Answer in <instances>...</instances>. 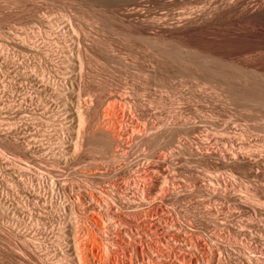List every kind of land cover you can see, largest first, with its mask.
<instances>
[{
    "label": "bare ground",
    "instance_id": "bare-ground-1",
    "mask_svg": "<svg viewBox=\"0 0 264 264\" xmlns=\"http://www.w3.org/2000/svg\"><path fill=\"white\" fill-rule=\"evenodd\" d=\"M118 1H120V0H118ZM118 1H117V4H119ZM121 1L120 2L122 4H124L125 7H126V5H128V6L130 5V8L129 7L128 8L129 9L132 8L131 11L128 10L129 12H128L126 17H128L130 13H131V15L135 13L136 17L138 15L140 16L139 17L140 21H141V18H143L142 21H144V19L147 18V17L145 16L146 13L144 15L142 14V13H144L145 10L142 12L141 11L142 9L139 10L140 9L139 7H141L142 4L144 5L145 2H148V3L149 2L152 3V1L153 2H155V1L157 2V0H121ZM164 1H167L165 3H171V4H174L175 6L177 5V13H176L177 15L175 14L176 16L172 15L173 17H170V16L167 17L168 15H166V16L164 15V16L160 17L159 16L160 14H159L158 15L159 18L156 19V17H154L153 19H156V20H152L151 21L152 23L157 21L154 24H149V22H148V24H145V22L143 23L142 21H141V23H137L136 21H134V18L132 19V21H134V22H131V17H129L130 18L129 23H130L131 27L128 28V29H131V31L133 32V35L135 34L134 36L138 37L137 39H139V40L141 39L140 40L141 43L137 44V42H138L137 41V42H134V44L135 43L137 45L141 44V48H142L145 56L148 58L147 59L148 62L147 61L146 62L150 63L149 66L151 65V67H149V68H151V69H149L148 67L143 68V67H145L143 65H142V67H134L133 63H132L133 65H130L131 64L130 62H135L137 60H135V58H134L133 60H135V61H132V58H131L132 56L129 55L130 53L128 51L126 52V54L128 53L127 55H129L131 57H130V59L125 60V62L123 61L125 56H123V59H121V57H118V55L120 56V54L114 53V54L117 55V58H116V55L115 56L112 55L111 57L109 56V60H108L109 62L106 61L107 63H105V62L104 63L105 64H109L110 61L111 62L115 61V62H119L121 64V61H122L124 64L122 63L121 65H124L126 68H128V67H131V69L132 68H137V70L136 71L134 70V72L132 74H134L135 72L137 73V71H138L136 77L138 76V78H139V77L142 76L139 79L143 80V78H144V80H145V81L143 80L144 83L145 82L149 83L150 81H152L153 83L151 84V82H150V85H152V86L154 85L155 88L153 87L151 89H153L155 91H157L156 89H160V91L159 90L158 91H159V93H161V95L162 94L163 95L161 96L159 94L161 97L158 95V99L156 100V102L153 101V99L155 97H154V95H152V99L151 100L153 101V103H155L156 107L153 106L154 108L157 109V105L156 104H158V107H160V106L162 107L163 106V109L162 108H160V109L158 108V109L160 111H161V109L164 110V112H166V116L162 117V114H161L162 118H160L159 114H158L159 117H158L157 114H155L154 117H156V115H157V118L158 119L160 118L159 122L157 121L158 119L157 120L156 119H152L151 120V118L148 117L150 119L149 124L147 123L148 124L147 125L146 123H144L145 125H143V127H142L143 123L142 124L140 123V121H142V120H140V118H138L140 116L137 117L136 113L133 111V108H135V106H134V104L132 102L130 103L129 99L127 100V98L124 96L125 93L118 94V95L114 93V95L110 96L111 98L108 101L105 100L106 101V105L104 103V105H105L104 107L105 108H104V112H103V114L105 113L103 115L104 119L102 120L100 118L101 122H99V120H96V121L99 122V126L97 128L96 125H95L94 128H97L98 132L95 130L96 133L95 134L92 133L93 137H91V139H90V136H89V139L91 140V143H92V146L90 147V151L93 152L94 154L96 153L95 155L99 154L100 160L101 159L104 160V161L107 160V162H105V163L110 162V160H112V159L113 160L114 159L115 160L119 159V157H118L119 154L118 155H116V154H117L118 148L121 145H124V143L122 144V141L125 140V139H123L124 138L123 136L125 135V137H126L127 136L126 134L127 133L129 134L130 129H134L133 131L136 130L138 132V133L137 132L136 133L140 137L138 143L141 142V141H143L144 143L149 141L150 143L154 142V144H161L162 145V146H160V145L156 146V149H154V150H156V154L155 155H156V157L159 160H164L165 161L166 158H168V155H166L164 151H168V154L170 155V157L171 156L174 157L176 155L177 157L185 156V158H186V156H188V157H190L189 159H191V157L192 158H194V157H196V158L198 157L199 158L200 156L207 155L205 157H208V155H210V158L214 157V159L216 158V160H217V157H218V159H220L219 157H221V158H223V160H226L227 162L230 161L232 163H233V161L234 162L237 161V160L239 161L240 159H246L247 157H249V159H251L250 157L252 155L256 154V153H257L258 157H259V154L261 156L264 155V133L263 134L262 133H258L259 131H262V129L264 128V0H164ZM160 2H162V1H160ZM171 4H170V7H171ZM174 5H173V7H174ZM117 6H119V5H117ZM145 6H146V4H145ZM125 7H121V8H125ZM115 13L117 14L118 12L116 11ZM119 13H121V11ZM116 14H115V16H117ZM141 16H144V17H141ZM129 18H127V20H129ZM137 18H136V20H137ZM120 19H121V17H120ZM122 20L125 21V22L127 21V20H125V17L122 18ZM147 21H148V19H147ZM149 21H150V18H149ZM110 24H112V23H110ZM80 29H82V28H80ZM83 29H85V28H83ZM102 29L104 30V27ZM102 29L100 30V33H101ZM105 30H107V29H105ZM151 30H153L154 32H152ZM89 32H91V31H89ZM117 32H119V31H117ZM132 32H131V34H132ZM114 33H116V31H114ZM121 33H122V31H121ZM121 33L119 32L118 34L120 35ZM72 34L75 35L76 34L75 31ZM115 35H117V33ZM76 36H77V34H76ZM120 36H122V35H120ZM126 36H124V37H126ZM127 37H129V36H127ZM70 38H71V40L72 39L74 40V38H72V37H70ZM118 38H119V36H118ZM126 38H124V39H126ZM73 40L71 41V44H69L70 47H68V50H67L68 55H66L64 63L61 62V63H63V66H65V69H66V72H64L65 70L63 71L64 74H66L67 77L71 76V78H72V74H76V75L78 73L82 74V72L84 71L83 70V68L85 67L84 66V64H85V58H84L85 54H84V52L87 51V50L84 51L85 48L84 49L80 48V45H79L80 42H78V43L76 42L79 45V47H78L76 45V43H75V40L74 41ZM113 40H114V38H113ZM117 40H121V39H117ZM70 41H69V43H70ZM103 42H106L105 44H107L109 41L108 42L107 41H103ZM109 43L112 44L111 42H109ZM110 44H109V46H110ZM134 44H132V45H134ZM60 45H62V44H60ZM31 46H32V44H31ZM33 46H32V48H33ZM63 46H65V45H63ZM67 46H68V43H67ZM101 46H102V44H101ZM111 46L115 47L113 44ZM111 46L109 47V49H107L105 46L103 47L104 49L102 48V50L104 51L105 55H106V52L108 50L110 51V48L111 49L113 48ZM26 48H28V47H26ZM32 48H28L29 51L33 52ZM97 48H98V46H97ZM129 49L133 50V48H129ZM135 49H136L135 51H139L140 50V49L137 50V48H135ZM124 50H126V48ZM35 51H36V49H35ZM99 51H101V50L99 49ZM129 51L132 52L131 50H129ZM25 52H26V50H25ZM140 52H142V51H140ZM27 53L29 55L31 54V52L29 53L28 50H27ZM92 53H90V54H92ZM111 53L109 52L110 55H111ZM134 53H136V52H134ZM134 53H133V55H134ZM144 54L142 53V55H144ZM94 55L92 54V56H94ZM101 55H100V57H101ZM107 55H108V53H107ZM136 55H137V53L135 54V56ZM58 56H59V54H58ZM92 56H90V58ZM96 56L97 55H95V58H97ZM140 56H139V58H140ZM145 56H143V57L141 56V57L144 58ZM53 57H55V55ZM100 57H99V59H100ZM102 57H105V56L102 55ZM102 57H101L102 61L108 59V57L106 59H104ZM56 58H55V60H56ZM90 58H88V59H90ZM97 59H95V63H96V61H97V63H100V61L97 60ZM128 60H130L129 64L126 65V63H128ZM143 61H145V58H144ZM115 62H113V63H115ZM104 63L102 65H105ZM136 63H137V66H139L140 62L137 61ZM90 64H91V62H90ZM115 64H117V63H115ZM115 64H113V65H115ZM142 64H143V62H142ZM102 65H101V67H103ZM144 65H148V64L144 63ZM105 66H104V69H105ZM109 66L113 67V69H115V70H116L115 67H117V69H120L122 67V66H116V65L114 67V66H112V64L109 65ZM109 66H108V68H109ZM118 67H120V68H118ZM123 67H122V69H123ZM25 68H24L23 72L29 74L28 71L30 69L25 71ZM35 68H36V64H35ZM92 68H94V67H92ZM96 69L94 68V70H96ZM110 69H112V68H110ZM131 69H125V70L126 71L130 70V72H131V71H133V69L132 70ZM24 73H22V74L24 75ZM83 73H85V72H83ZM45 74L43 76H40V77H42V78L45 77L46 76ZM85 74H82V76L80 75V77H83V75H85ZM90 74H92V73H90ZM30 75L31 74H29V77H30ZM31 76L33 77V75H31ZM90 76H92V75H90ZM90 76H89V78H90ZM133 76L135 77V75H133ZM31 78H30V81H28V82H32ZM42 78H41V80H43ZM66 79H68V78H66ZM80 79L82 80V78H80ZM84 79H86V78H84ZM117 79H118V77H117ZM74 80H76V79H74ZM95 80H96V78H95ZM110 80H109V82H110ZM44 81H46V80H43V83H42V81H38L37 80V82H40V84L42 83V85L44 83L47 84V85L51 84V83H48L49 82L48 79L46 81L47 83L44 82ZM71 81L72 80H70V82ZM33 82H34V80H33ZM35 82H36V80H35ZM58 82H60V81L58 80ZM72 82L74 84V81H72ZM89 82L91 83V81H89ZM54 83L55 82H53L52 84H54ZM111 83H113V82H111ZM45 84H44V86L46 87L47 85H45ZM65 84H66V82H65ZM73 84L70 85V87L72 86L71 88H69L68 85L66 84L67 86L64 88V90L63 89L61 90L62 92L60 94L62 95V98L64 99L65 106L67 108L64 107L65 109H63V110L60 109L59 111H61V112H60L59 115L61 117H63V118L64 117L68 118V116H69V119L74 124V125L71 124L73 126H71L70 130H73L74 134H75V132L77 134H75L76 137L71 138V139L75 138L74 141L73 140L72 141L69 140V142H67V141H65L63 139H60L58 141V144L61 145L60 147L64 146L65 148L63 147L61 151H59V150L58 151H54L53 155H54L55 158L52 159V160H54V162H53V164H51V166L49 165L50 169L49 168L48 169L50 171L49 172L47 171L48 172V173H46L47 176L45 175L46 179H48V180H46V182H48L47 183L48 184V188L49 189L52 188L51 190H54L55 189L54 187H56L57 185H65L66 181H64L63 178H61L62 179L61 180V179H58L57 177H55V176L58 175V174L56 175L55 172L58 173L60 171L59 170L60 169L59 168V164L60 163L68 162V159L70 158V156H72L75 153L78 155L79 151H77V150L80 149L81 146L83 147V144L85 143L84 142V138L79 140V137H81L83 135V137L86 138V134H88V130H89L87 128V126L85 128V122L88 121L87 118L89 117V116L85 115L86 114L85 112L90 111V110H87V111L85 110V112H84L83 109L87 108V106L84 105L85 106V108H84V106L81 105V103L78 104L79 102L78 103L76 102V100H78L77 96H76V94H78V92L76 93L75 86ZM79 84H81V83H79ZM147 85H149V84H147ZM147 85L144 84V86H147ZM150 85H149V88L147 86L148 89H145L146 91H144V93L145 92L148 93L147 90L150 89ZM34 87H37L36 84H35ZM59 87H61V86H59ZM78 87H80V85ZM81 87H83V86H81ZM127 87H128V85H127ZM39 88H40V86H39ZM50 88H51V86H50ZM54 88L56 90V87H54ZM101 88H103V87H101ZM42 89H43V87H42ZM26 90H27V88H26ZM79 90H80V88H79ZM27 92H30V91H27ZM163 92L167 95V97H166V95ZM91 93H93V92H91ZM130 93H131V91H130ZM135 93H137V92H135ZM147 93H145V94H147ZM155 94H156V92H155ZM28 95H29V93H28ZM57 95H59V93ZM88 96H90V95H88ZM21 97H23V96H21ZM30 97H32V95ZM73 97L76 98V100ZM163 97H166L165 100H164ZM62 98H60V99H62ZM80 98H82L81 94H80ZM156 98H157V96H156ZM149 99H148V101H149ZM28 100L30 101V99H28ZM90 100H91V97H90ZM97 102H98V100H97ZM217 102H220L219 106H220V104L223 105V107H224L223 109L226 110V111L224 110L225 113H226L225 115H223L224 111L222 112L221 110H219L222 113L218 112V111L216 112V108H218L219 106L218 107H214V105L218 104ZM35 103H37V102H35ZM25 104H28V103H25ZM85 104H87V100H86ZM159 104H161V105L159 106ZM136 105H137V103H136ZM31 106L33 107V105H31ZM82 107H83V109H82ZM88 108H89V106H88ZM100 109H101V107H100ZM219 109H221V108L219 107ZM22 110H20V111H22ZM159 110H156V112L159 111ZM227 110H229L230 113ZM22 113H23L22 114V116H23L22 118H25L27 122L29 120H31V118L33 119V117H36V115L35 116L32 115L33 117L30 116L31 115V114L29 115L30 112L27 114V112L24 113V111H23ZM39 113H37V114L39 115ZM96 113H98V112H96ZM153 115H154V113H153ZM106 117H109L110 123L105 121ZM248 117H253L254 120L259 122L261 124V125L260 124L259 125H260V127L262 126V129H260V130L258 129V132H256L253 129V126L251 124H256V127H257V123H255L253 121L251 124H250V122L248 124V121H249ZM253 118H251V119H253ZM47 119H49V118H47ZM149 119H147V120H149ZM35 120H33V121H35ZM146 121H144V122H146ZM93 122H94V120H93ZM31 123L34 124V122H31ZM76 123L79 124L78 129L76 128L77 126H75ZM78 124H76V125H78ZM86 125H87V123H86ZM42 127H41V129H42ZM61 127H62V124H61ZM63 128H64V126H63ZM10 129H11V127H10ZM26 129H27V127H26ZM90 130H91V128H90ZM7 131H9V130H7ZM81 133H83V134L80 135ZM133 133H135V132H132V134ZM25 135H27V134H25ZM77 135H78V137H77ZM133 135H135V134H133ZM19 136H21V135H19ZM34 137H36V136H34ZM133 137H132V139H133ZM251 137L255 138V140L258 141L257 145L255 144L256 146H253L254 144H251V141H249L250 143L248 142L249 139L253 140V138H251ZM76 138H78V139H76ZM32 139H34V138H32ZM32 139H31V141H32ZM132 139H131V141H133ZM140 139H141V141H140ZM24 140L25 139L23 138V141ZM35 141L37 142L38 140H35ZM36 142H33L34 144L33 143L31 144L30 142L26 141L25 145H23L24 143L21 142L23 147H22V145H20L21 148H20V146H18V147L21 150H23V153L25 154L24 156L27 157L29 155H26V152L28 153V151L30 150L33 154H35V151H36L35 149L36 148L39 149L38 147L40 145L35 148V146L37 145ZM212 142H214L216 145L215 144L211 145ZM119 143H121V145ZM118 144L120 145L119 147H118ZM141 144H143V143H141ZM154 144H151V145H154ZM33 145H35V146H33ZM48 145H50V144H48ZM51 145L53 146V144H51ZM125 145H127V144H125ZM127 147H128V145H127ZM57 149H58V147H57ZM57 149L55 147V149H52V150H57ZM59 149H61V148H59ZM164 149H166V150H164ZM15 150H17V148ZM120 150H119V152H120ZM111 151H116V154H114V152H112V154H110ZM123 151H124V149H123ZM51 152H53V151H51ZM95 155H93V156H95ZM41 157H42V155H41ZM74 157H76V156H74ZM254 157L256 158V156H254ZM263 157H260V158L263 160L264 159ZM27 158H31V157L29 156ZM257 158H256V161H258ZM9 159H11V158H9ZM47 159H48V157H47ZM90 159H89V161H90ZM25 160H27L26 162H28V159H25ZM35 160H37V159H35ZM74 160H75V162H74L75 164H76V161L77 162L79 161V163H80V161L82 162V159L81 160H79V159L76 160V158H75ZM74 160H72V161H74ZM142 160L143 159H141V162L145 161V160L144 161H142ZM149 160H150V158H149ZM149 160L147 159V162H149ZM97 161H96V163H97ZM139 161H140V158H139ZM32 162H34V161H32ZM161 162H163V161H161ZM166 162H168V161H166ZM179 162H181V160ZM259 162L261 163V160ZM263 162L264 161H262L261 164H264ZM171 163H173V162L171 161ZM86 164H87V162H86ZM189 164H191V162ZM249 164H250V162H249ZM45 165H47V163ZM77 165H78V163H77ZM108 165H107V167H108ZM168 165H169V163H168ZM183 165H185V164H183ZM234 165L237 166V163L235 162ZM257 165H259V164H257ZM23 166H22V169L27 171V169H29L28 166H30V164H27V166H25L24 168H23ZM67 166H69V165H67ZM91 166H92V163H91ZM129 166H130V164H129ZM170 166L172 167V164ZM83 167H85V166L83 165ZM110 167H112V166L110 165ZM116 167L114 166V170H115ZM173 167H174V165H173ZM94 168H96V167H94ZM143 168L145 169V167H143ZM258 168L256 167V169H258ZM261 168H263L262 165H261ZM178 169H176V171H178ZM244 169L245 168L243 167V171H244ZM247 169L250 170L249 168H247ZM252 170H254V168ZM259 170H260V168H259ZM263 170H264V168H263ZM150 171H152L151 168L147 167L144 170V172L143 171L140 172V174H142V176L144 177L143 179L146 178L148 180L145 179L144 180V185H142L141 187L138 186L136 188L137 190L134 191L132 189V191H133L132 194L128 192L127 189H129V188L125 189V191H127V192H126V195L123 194V196H126V200L124 199V201H119L118 202V201H116L114 199L111 200L110 199L111 197L108 198V193H107L108 190L107 189H106L107 191H104L105 192L104 195L106 197L105 198V197H102V195H103L102 194L103 193L102 190L98 191L100 193H96V190H97L96 187H95L96 190L94 192H92L93 188H92L91 192L90 191L88 192L87 190H86L87 191L86 192L84 190L85 188L82 187V185L81 186H77L78 187V191H77L78 192L77 193L78 196L76 195L75 199L72 200V201H74L75 204L79 205V206L77 205L79 209L81 207L83 208V210L81 212H83V216H85V217H82V218L83 219L85 218V219L83 220L82 224H78L76 226H74L75 224L74 225L72 224L73 222L71 223V221L69 222L66 219L64 220V218H63V222L61 221L62 222V224H61L62 226H61L60 229L58 228L60 230V231L58 230L60 232V235L58 237V240H56V241L58 242L59 248L61 250H63V252L60 250L61 253L62 254L64 253V254H63V257L60 256L61 257V261H60L59 264H143L142 262L145 260V258H148V260H146V261L149 262L148 264H202V261H203V264H204V261L207 260V259H208V262L205 263V264H221V263L224 264V263H228L229 262L227 260V258L224 257V255H221L222 249L224 248V250H227L226 248L229 247V246L226 247L225 244H227V243L224 244L226 248L225 247L222 248V246H220V243L222 241L221 239H224L225 237L223 238V236H222V238H221L220 237L221 235H218V234L217 235H212V234L211 235L210 234L209 235L208 234L205 235V234H203V236L205 235L204 237H202V236L198 237L197 235H194V234L197 233L195 229L194 230H195L196 233H193L192 231H190L192 233V235H191V233L187 231V230H189L188 227L191 225L190 224L191 222L189 223L188 222L189 220L186 221L184 219L186 222H188L189 226L188 227L186 226L187 230H186V228H184V229L182 228V230H181V228L179 229L177 227V225H178L177 223L179 221H177L176 218H174L175 217L174 215L173 216L171 215L174 219H172L170 217V221L172 219L174 222L177 221V223H174V222L171 223L172 221L171 222L169 221L170 223H168L167 224L168 226L165 227V225L163 223L164 222L166 223L167 220L165 221V218H164V221L162 223V221L159 220V218H158V213L162 212L163 206L161 207V205L158 203V206L160 205V208H162V209H160L158 206H156L153 203L154 196H152L151 193H149L151 191L148 192L147 191V187H145L146 185H148V183L149 184H153L155 182V181L151 180L152 177H150L151 176ZM228 171H229V169H228ZM203 172H206V171H203ZM176 173L174 172V174H175L174 177H170L169 176L170 178H173V180L171 179L172 180L171 183L169 182V180L167 181V179L169 177L168 178L167 177L164 178V176H163V178H164L163 180H165V182H164L165 185L168 182L170 186H165L163 184V186L161 187L162 191L159 190L160 194H162L161 192H166V191H167L166 193H169L170 195L174 194L173 197L175 196V194L176 195L179 194V191L181 190V188L183 186L180 188V190H179V187L183 183L180 184L177 180H175L176 177L177 178L179 177V176L176 175ZM208 173H209V171H208ZM38 174L39 173H37V176H36L37 178H41L42 176H44V175L40 176V174L39 175ZM42 174H44V173H42ZM136 174H137V172H136ZM171 174H172V172H171ZM208 175L212 177L215 174L211 175V173H209ZM33 176H35V175H32V177ZM44 177H42V179H44ZM195 177H196V174H195ZM195 177H193V175H192V178H194L193 179V182H194L193 185H195V187L199 186V188L197 187L198 190L201 187L204 186V188H206L207 190H210V192L211 191L213 192V191H215L217 189L216 186L214 185L215 182H216L218 184H220V183L222 184L223 183L224 187L221 188L222 190L220 191L222 193L226 192L227 188H230V187H228V185H230L235 180V176H234L233 173H230L227 176L225 174L219 173V174L215 175L214 179H212V178L209 179L208 178L207 181H203V179H198L199 177L198 178H195ZM237 177L239 178V176H237ZM132 178H133V176H132ZM203 178H204V176H203ZM141 179H142V177H141ZM28 180H29V177H28ZM28 180H27V183L29 182ZM39 180H41V179H39ZM39 180H37V181L39 182ZM178 180H180V179L178 178ZM214 180H215V182H214ZM239 180H240V178H239ZM31 181H33V180H31ZM145 181L147 182V184H145ZM183 181H184V179H183ZM126 182H127V180H126ZM22 183H24V182H22ZM142 183H143V181H142ZM123 185L124 184L122 183L121 180H117L116 179V184L114 183L113 186L114 187L116 186L117 190H119V193H121L123 188L126 186V185L125 186H123ZM240 185H242V184H240ZM92 187H94V186H92ZM221 187H222V185H221ZM31 188H32L33 193H36V189L33 188V187H31ZM14 189H17V188H14ZM37 189H38V187H37ZM159 189H160V187H159ZM206 189H204V190H206ZM149 190H151V189H149ZM198 190H197V193L199 191L201 192V189L199 191ZM204 190H202V192ZM62 191H64V190H62ZM132 191L130 189V192H132ZM237 191H239V190H237ZM245 191L246 190L240 188V192L237 194L238 195V197H237L238 200H240L241 203L242 202L244 203L245 201L246 202H248V201L250 202L251 201L254 204V198L255 197L253 198L252 195H251L252 197L249 196V194L247 195L245 193ZM0 192H2V191H0ZM123 192H124V190H123ZM134 192H136V193H134ZM191 192H193V190H191ZM38 193H40V192H38ZM38 193H37V196H38V198H40ZM138 193H140V196H139ZM3 194H5V193H3ZM215 194L216 193L214 192V195ZM224 194H226V193H224ZM11 195H13V194H11ZM120 195H122V193ZM156 195H158V194H156ZM182 196H184V195H182ZM193 196H194V194H193ZM193 196L191 198H193ZM198 196H199V194H198ZM31 198H33V197H31ZM34 198H36V197H34ZM123 198H125V197H123ZM179 199H181V198H179ZM17 200H19V199H17ZM121 200H122V198H121ZM35 201H36V199H35ZM175 201H174V203H176ZM257 201L258 200L255 201L256 204H257ZM258 204H261V202L259 201ZM170 205H171V203H170ZM244 205H243V207H244ZM7 206H9V205H7ZM20 206H22V205H20ZM262 206L264 207V204ZM18 207H19V205H18ZM261 207H259V208H261ZM23 208H25V207L23 206ZM139 208H141V209H139ZM207 209H206L207 210L206 213H210V214H213V215L214 214L219 215L220 211H224V210H220V209H216V208H212L211 209L208 206H207ZM230 209L231 208L228 207L226 209V211H224L223 213H225V212L227 213L228 212V216H229ZM173 210H170V211H173ZM258 210L255 209V212L257 213ZM167 211H168V217H169V212L170 211L169 210H167ZM163 212L165 213L166 211H163ZM258 212H261V211H258ZM73 213H74V210H73ZM172 213H174V212H172ZM172 213L170 212V214H172ZM182 213H184V211ZM244 213H245V211H244ZM253 213H254V211H253ZM220 214H222V213H220ZM164 215H166V214H164ZM240 216H242V215H240ZM165 217H167V216H165ZM252 217H251V220L249 219V216L247 218V219H249L248 221H249V223L251 225H247L248 223L246 224L245 220H242V223H240V224L234 225L235 222L232 223L233 221L230 220V221H232L231 223L233 224V225L231 224L232 227L231 228L228 227L226 229V227L228 225L227 226L223 225L225 227L224 229L226 231H224V230H222V231H224V234L226 233L227 236L229 238H231V240H233L232 242L236 243L237 245L240 244V245H238L240 247L239 251H242V249L245 250V251H242L240 253L245 257V259L250 264H264V222H263L264 220H257V219L254 218L255 216L253 217L254 219L252 220ZM104 219L109 221V224L107 226L102 224ZM186 219H187V217H186ZM224 221H225V219H224ZM224 221H223V223H224ZM228 221L226 220L225 222L227 223ZM240 222H241V220H240ZM228 223H230V222H228ZM220 224L221 223H219V225ZM253 225L257 229V232H256L255 235H253L254 233H252V231L250 230L251 226H253ZM222 229H223V227H222ZM247 233H249L248 235H250V239H254V240L247 241L246 240V236H245L240 241V236L246 235ZM187 234L190 236V238L192 236L194 237V238L192 237L191 240H190V241L194 240V242H192V243L188 242L187 238L189 236ZM224 234L222 233V235H224ZM199 235H200V233H199ZM186 236H188V237H186ZM227 236H226V238H227ZM226 241H227V239H226ZM158 243H160V245L162 247L159 246ZM164 243L169 245L170 248H168V246L166 244H164ZM143 244H145V246ZM228 244H230V243H228ZM211 245L213 246L212 249H211V247H212ZM232 245H233V243H232ZM232 245L230 244V246H232ZM163 246H165V247L167 246V247L166 248L164 247L165 248L164 249ZM65 249H70V250L69 251L67 250V252H66ZM210 249L211 250L215 249V251H213V252H218L220 254V256H217V257L214 256V255L212 256L213 253L210 254V251H211ZM231 249H233V248H231ZM25 250H27V248ZM25 250H24V252H22L21 250L20 251L22 253H25ZM237 251H236V253H237ZM219 254H217V255H219ZM209 255H210V257H209ZM126 256H128L129 259L125 261L124 258ZM235 256H236V254H235ZM240 261L243 262V260H241V259H240ZM51 264H53V263H51ZM240 264H242V263H240Z\"/></svg>",
    "mask_w": 264,
    "mask_h": 264
},
{
    "label": "rangeland",
    "instance_id": "rangeland-1",
    "mask_svg": "<svg viewBox=\"0 0 264 264\" xmlns=\"http://www.w3.org/2000/svg\"><path fill=\"white\" fill-rule=\"evenodd\" d=\"M117 1L118 0H113V1L112 0L111 1L110 0H100V1L99 0H91V1L90 0H0V191H2V192H0V197H1L0 198V264H40V263L41 264L42 263L43 264H45V263L46 264H49V263L50 264L51 263H53V264H59L60 261H61V257H63V254L64 253L63 254L61 253V251L63 252V250H61L59 248L58 242L56 240H58V237L60 235V232H59L60 230L59 229L62 226L61 224L63 222V218H64V220L66 219L69 222L71 221V223L73 222L72 224L73 225L75 224L74 226H76L78 224H82L83 220L85 219V218L84 219L82 218V217H85V216H83V212H81L83 210V208L81 207L82 209L81 208L79 209L78 208L79 205L78 204H75V202L72 201V200L75 199L76 195L78 196V194H77L78 193L77 192L78 191V187L77 186H81L82 185V187L85 188V189L84 188L83 189L85 191L87 190L88 192L89 191L91 192L92 191V188H93V191L92 192H94L96 190L95 189V187H96L97 188L96 193H100L98 191L102 190L103 193L102 192L101 193L103 195L105 193L104 191H107L108 190L107 191L108 198L111 197L110 198L111 200L114 199V200H116L118 202L119 201H124V199L126 200V196H123V194L126 195V192H127V191H125V189L129 188L127 190H128L129 193L132 194L133 193L132 189L135 191V190H137L136 188L138 186L141 187L142 185H144V180L146 178L143 179L144 177L142 176V174H140V172H142V171L144 172V170L147 167H150L151 168L152 171H150V173H151V176L150 177H152L151 180L152 181H155V182L153 184H149L148 183V185H146L145 187H147V191L148 192L151 191L149 193H151V195L154 196L153 203L156 206H158V203H159L161 205V207L163 206V209L160 208V205L158 206L160 209H162V212L163 211H166L165 213L163 212L166 215H164L162 212L158 213V218H159V220L162 221V223L164 221V218H165V221L167 220L166 223L165 222L163 223L165 225V227L168 226L167 224L170 223L171 221H172L171 223H173L174 221L172 219L176 218V220L179 221V222L177 223V221H175L174 223H177L178 224V225L176 224L177 227L179 229L181 228V230H182V228L183 229L186 228V226L188 227L189 226L188 222L189 223L191 222L190 223L191 225L188 227L189 230H187V228H186V230L188 232L192 231L193 233H196L197 232L194 235H197L198 237H201V236L204 237L207 234L208 235L209 234L210 235L211 234L212 235H217L218 234V235H221L220 236L221 238H222V236H223V238L224 237L226 238L227 234L226 233H225L226 235L224 234V231H226L224 229L225 228L224 226H227L228 225L226 227V229L228 227L231 228L232 227L231 226L232 223L235 222L234 225H237V224L242 223V220H245V223L246 224L248 223L247 225H251L248 220L249 219L251 220V217L253 215L255 216V217L254 216L253 217L255 219H257V220H264V207L262 206L264 204V170H263L264 164H261L262 161H264V159L262 160L260 158V157H263L264 155L261 156L259 154V157H258V155L256 153V154H254V155H252L250 157L251 159L253 158L252 160L249 159V157H247L246 159H240L239 161L237 160L238 162L235 161L237 163V166H236V165H234L235 164L234 161H233V163L230 162V161L227 162L226 160H223V158H221V157H219L220 159H218V157H217V160L218 161L216 160V158L214 159V157L213 158L212 157L210 158V155H208V157H205L207 155H204V156H200L199 158L198 157L197 158L196 157H194V158L191 157V159H189L190 157H188V156H186V158H185V156H183L184 157L183 158L182 156L181 157H177L176 155L174 157H172V156L170 157V155L168 154V151H164L165 154L168 155V158H169V159L166 158V160L164 161V160H159L156 157V155H155L156 154V150H154V149H156V146H159V145L162 146V145L161 144H154V142H151L150 143L149 141L146 142V143H144L143 141H141V139H140L141 142L138 143L140 137L138 136V134H137L138 132L136 130L133 131L134 129H130L129 134L128 133L126 134L128 137L127 136L125 137V135L123 136L124 137L123 139H125L124 140L125 142L122 141V144L124 143V145H121V143H119L121 146L118 144V147L119 146L120 147L119 148L117 147L118 148L117 154H116V151H111L110 152V154H112V152H114V154H116V155L119 154L118 155L119 159H116V160L115 159L114 160L112 159V160H110V162L105 163V162H107V160L106 161H104L102 159L100 160L99 154H97L99 156L98 157L97 155H95L96 153L94 154L93 152L90 151V147L92 146V143H91V140H90L91 137H93L92 133L93 134L96 133L95 130L97 131V128L99 126V122H101L100 120L101 119L102 120L104 119V117H103V115L105 114V113L103 114L104 108H105L104 106L106 105V101H108L111 98L110 96L111 95H114V93L117 94V95L118 94L125 93L124 96L127 98V100L129 99L130 103L132 102L134 104L135 108H133V111L136 113L137 117L140 116L138 118H140V120H142V121H140L141 124L143 123L142 124V127H143V125H145L144 123H146V124L148 123L149 124V122H150V119L149 118H151V120L152 119H156L157 120L158 119L157 118V115L158 114L160 115V118L166 116V112H164V110H162L163 109V106L162 107L160 106L161 104H159L160 107H158V104H156L157 105V109L154 108L156 106H155V103H153V101L156 102V100L158 99V95L159 94L161 95V93H159L160 89H156L157 91H155V90L151 89L153 87L155 88L154 85L153 86L150 85V82H151V84L153 83L152 81H150L149 83H147V82L144 83L143 82L144 78H143V80H140L139 79L142 76L139 77V78H138V76L136 77L138 71H137V73L135 72L134 74H132L134 72V70L135 71L137 70V68H132L133 71H131V72H130V70H127L126 71L125 69H131V67L126 68L124 65H121L123 63L122 61H121V64L119 62H115V61H112V62L110 61L109 64H105V63L109 62L108 61L109 60V56L111 57L112 55L115 56L116 54H120V56L118 55V57H121V59H123V56H125V58L123 59L124 62H125V60L130 59V57L132 56L131 57L132 58V61L137 60V61H139L141 63V64L139 63V66H137V63H136L137 61L130 62L131 63L130 65H133L134 64L133 65L134 67H142V65L145 66L143 68H146V67L149 68V67H151V65L149 66L150 63H147L148 62L147 61L148 58L145 56V54H144V52H143V50L141 48V44H139L140 46L137 45L138 43H141L140 42L141 39L140 40L137 39L138 37L137 36H134L135 34L133 35V32L131 31V29H128V28L131 27L130 26V23H129V21H130V18L129 17H131V22L136 21L137 23H141V21L143 20V18H141V21H140L139 20L140 19L139 18L140 16L138 15L137 16L138 18H137L135 16L136 15L135 13L132 14V15L130 13L129 16L126 17L127 14H128V12L131 11L132 8L129 9L130 8V5L129 6L126 5V7H125V5L121 3L122 2L121 0H120L121 2L118 1L119 4H117ZM160 1H162V2H160ZM165 2H167V1L157 0V2L156 1L155 2L152 1V3L151 2H149V3L148 2H145L144 5L142 4L143 6L141 5V7H139L140 8L139 10L142 9L141 10L142 12L145 10L144 13H142V14L144 15L146 13L145 16L147 17L142 22L143 23L145 22V24H148V22H149V24H154L157 21L156 22L153 21L154 23H152L151 21L152 20H156L157 18H159V16L160 17L161 16H164V15L165 16L168 15L167 17H169V16L170 17H173L172 15L176 16L177 15L176 14L177 13V5L175 6L174 4L165 3ZM116 4L119 5V6H117ZM145 4H146V6H145ZM170 4H171V7H170ZM173 5H174V7H173ZM121 7H125V8H121ZM116 11L118 12L117 14L115 13ZM120 11H121V13H119ZM115 14L117 16H115ZM120 17H121V19H120ZM124 17H125V20H127V18H129V20H127L128 22L127 21L126 22L123 21L124 19L122 20V18H124ZM141 17H144V16H141ZM148 17L150 18V21H149V18ZM154 17H156V19H153ZM133 18H134V21H132ZM136 18H137V20L139 22L136 20ZM147 19H148V21H147ZM109 22L112 23V24H110ZM103 27H104V30L102 29ZM80 28H82V29H80ZM83 28H85V29H83ZM101 29H102V31L100 33V30ZM105 29H107V30H105ZM74 31H75V33L77 34L78 37L76 36V34L75 35L72 34V33H74ZM89 31H91V32H89ZM114 31H116V33L119 36V38H118L117 35H115L116 33H114ZM117 31H119L120 33L122 31V33L120 34L122 36H120L118 34L119 32H117ZM151 31L154 32L153 30H151ZM131 32H132V34H131ZM125 34L127 36H129V37H127ZM124 36H126L127 38L124 37ZM70 37L74 38L75 43L76 42L77 43L80 42L79 45H80V48L81 49H84L85 48L84 51H86V50L88 51L89 50L88 52L87 51L84 52V54H85V56H84V58H85V64H84V66L85 67L83 68V70H84L83 72H85L86 74L82 72V74H85V75H83V77H80V75L82 76L81 73L80 74L78 73L79 75L77 74L80 78H82V80L76 74H72V78L73 79L71 78V76L67 77V75L64 74V72H66V69H65V66H63V63L65 61L66 55H68L67 50H68V47H70L69 44H71V41L73 40V39L71 40ZM113 38H114V40H113ZM124 38H126V39H124ZM117 39H121V40H117ZM69 41H70V43H69ZM103 41H107V42L109 41L115 47L111 46L112 44H110L109 42L107 43L108 44L107 45V44H105L106 42H103ZM134 42H137V44L135 43L137 46L134 44ZM67 43H68V46H67ZM77 43H76V45L79 47V45ZM31 44H32V46L35 44L33 46L34 49L32 48ZM60 44H62V45H60ZM101 44H102V46H101ZM109 44L113 48L112 49L110 48V51L109 50L107 52L105 51L106 52V55L108 53V55L106 56L104 54V51L102 50V48L105 46L107 49H109V47H110ZM132 44H134L136 47L134 45H132ZM63 45H65V46H63ZM97 46H98V48H97ZM133 46L135 48H137V50L138 49H140V50L139 51H135L136 49ZM26 47L32 48L33 52L32 51H29V49L26 48ZM125 48H126V50H124ZM129 48H133V50L132 49H129ZM35 49H36V51H35ZM99 49L101 51H99ZM128 49L131 50L133 53L136 52L137 55L135 56L136 53H134V55H133V53L130 52ZM25 50H26V52H25ZM27 50H28L29 53L31 52V54H30L31 56L27 53ZM127 51L130 53L129 55H131V56L127 55L128 53L126 54ZM140 51H142V52H140ZM109 52L110 53L112 52L111 55L109 54ZM88 53L89 54L92 53L93 55L94 54L97 55L96 57L98 59L95 58V55L92 56V54L89 55ZM114 53H116V54H114ZM142 53L144 55H142ZM58 54H59V56H58ZM101 54L104 55L105 57H102ZM52 55L53 56L55 55V57H53ZM100 55H101L102 58L106 59L108 57V59L102 61ZM140 55L142 57L145 56L144 57L145 58V61H143L144 58H142ZM90 56H92V57L90 58ZM139 56H140L141 59L139 58ZM99 57H100V59H99ZM55 58H56V60H55ZM88 58H90V59H88ZM94 58L97 59V60H99L100 63H97V61L95 63V59ZM116 58H117V55H116ZM134 58H135V60H133ZM129 61L130 60H128V63H126V65L129 64ZM61 62H63V63H61ZM90 62H91V64H90ZM113 62L117 63L118 65L115 64V63H113ZM142 62H143V64H142ZM103 63L107 67L105 65H102ZM144 63L145 64H148V65H144ZM35 64H36V68L37 69L35 68ZM100 64L103 67H101ZM111 64L114 67H115V65L116 66H122V67L124 66V67H123V69H122V67L121 68L118 67L121 70L120 69H117V67H115L116 68V70H115V69H113V67L109 66ZM113 64H115V65H113ZM104 66H105V69H104ZM108 66H109V68H108ZM23 67L24 68L26 67L25 68V71L30 69L28 72H29V74L33 75L34 78L31 75L29 77V74L28 73H24L23 72V70H24ZM92 67H94L95 69L97 68V69L94 70V68H92ZM110 68H112L113 70L110 69ZM149 69H151V68H149ZM21 72L24 73V75ZM90 73H92V74H90ZM44 74L46 75L45 77H43V78L40 77V76H43ZM90 75H92V76H90ZM133 75H135V77ZM89 76H90V78H89ZM117 77H118V79H117ZM30 78L32 79L31 80L32 82H28V81H30ZM41 78L43 80H46V81L48 79V81H49L48 83H51V84H48L47 85V84L44 83L45 85L48 86V87L47 86L45 87L44 84L42 85L43 80H41ZM66 78H68L69 80L66 79ZM84 78H86V79H84ZM95 78H96V80H95ZM74 79H76L77 81L74 80ZM33 80H34V82H33ZM35 80H36V82H35ZM37 80L38 81H42V83L40 84V82H37ZM58 80L60 82H58ZM70 80L74 81V84H73L72 81L70 82ZM109 80H110V82H109ZM46 81H44V82H46ZM52 81L55 82L56 84L55 83H54L55 85L52 84L53 83ZM89 81H91V83ZM65 82H66V84L68 85L69 88L72 87V86L70 87V85H72V84L75 86V91H76V93L78 92V94L75 93L78 100H76V98H74V97L73 98L76 100L77 103L79 102L78 104L81 103V105L87 106V108H85V106H84L85 109H83V107H82L83 111L85 112V110L86 111L87 110H90V111L85 112L86 113L85 115L89 116L87 118L88 121L85 122V128L87 126V128L89 130L87 129L88 130V134H86V138L83 137V135H82L83 133L80 134L82 136L79 137V140L84 138V142L85 143L83 144V147L81 146L80 149L77 150V151H79L78 152V155L75 153L76 155L73 154L72 155L73 157L70 156V158L68 159V162H65V163L62 162V163H60L61 164V165L59 164V168H60L59 170L60 171L58 170L59 171L58 173L55 172L56 175L58 174L55 177H57L58 179L63 178V180L66 181V183L68 185L66 183H65V185H57L56 187H54L55 188L54 190H51L52 188L49 189L48 188V184H47L48 182H46V180H48V179H46V176H47L46 173H48L50 171L49 170L50 169V166L54 162V160H52L53 158H55L54 155H53L54 151H58V150L61 151L62 148L64 147V146L60 147L61 145L58 144V141L60 139H63L65 141H67V142H69V140H71V141L73 140L74 141L75 138L74 139H71V138L76 137L75 134H77L76 132L74 134V131L73 130H70L71 126H73L74 124L69 119V116H68V118L67 117H64L63 118V117H61L59 115L60 112H61V111H59L60 109L63 110L65 108H67L65 106L64 99L62 98V95L60 94L62 92L61 90L62 89L64 90V88L67 86L65 84ZM111 82H113V83H111ZM79 83H81V84H79ZM35 84H36V86L38 88L37 87H34ZM144 84H146V85L149 84L150 85V89L147 90L148 93L145 92L147 94H145L144 91H146L145 89H148L149 88V85H147L148 86V88H147V86H144ZM38 85L40 86V88H39ZM79 85H80V87H78ZM127 85H128V87H127ZM41 86L43 87V89H42ZM50 86H51V88H50ZM59 86H61V87H59ZM81 86H83V87H81ZM54 87H56V90H55ZM101 87H103V88H101ZM26 88H27V90H26ZM79 88H80V90H79ZM27 91H30V92H27ZM90 91L93 92V93H91ZM130 91H131V93H130ZM135 92H137V93H135ZM155 92H156V94L157 93L158 94L156 95ZM28 93H29V95L31 94L32 97H30L31 95L29 96ZM58 93H59L60 96L57 95ZM80 94H81V97L82 98H80ZM88 95H90V96H88ZM152 95H154V97H155V98L153 97L154 98L153 101L151 100L152 99ZM21 96H23V97L25 96L24 97L25 99L23 97H21ZM156 96H157V98H156ZM59 97L62 98L63 100L60 99ZM90 97H91V100L93 99L92 101L90 100ZM166 97H167V95H166ZM166 97H163L164 100H165ZM28 99H30V101ZM148 99H149V101H148ZM86 100H87V104H85ZM97 100H98V102H97ZM35 102H37V103H35ZM25 103H28V104H25ZM104 103H105V105H104ZM136 103H137V105H136ZM217 103H218V104H216L217 106L214 105V107H218L219 106V103L220 102H217ZM31 105H33V107ZM88 106H89V108H88ZM100 107H101L102 110L100 109ZM219 107L221 109H219ZM219 107L216 108V112L217 111L218 112H221V111L223 112L225 110V109H223L224 107H223L222 104H220ZM158 108L159 109L162 108L161 111ZM20 110H22V111H20ZM156 110H159V111L156 112ZM219 110H221V111H219ZM23 111H24V113L27 112V114L30 112L29 113V115L31 114L30 116H32V115L35 116L36 115V117H33L32 116L33 119L31 118V120H29L28 121L29 123H28L25 118H22L23 117L22 116V114H23L22 112ZM225 111H224L223 115L226 114ZM227 111L230 113L229 110H227ZM96 112H98V113H96ZM37 113H39L40 116ZM153 113H154V115H153ZM155 114H157L156 117H154ZM161 114H162V117H161ZM159 115H158V117H159ZM34 118L36 120L37 119L38 120L36 121ZM47 118H49V119H47ZM146 118L149 119V120H147ZM160 118L157 120L158 122H159ZM251 118H253V117H248V120H249L248 121V124H249V122L251 124L253 121L255 123H257V127H256V124H251V125L253 126V129L256 132H258V129L259 130L262 129V126L260 127L261 124L259 122H257L256 120H254V118L253 119H251ZM33 120H35L36 122L33 121ZM93 120H94V122H93ZM96 120H99V122L96 121ZM143 120L146 121V122H144ZM105 121H107V122L110 123L109 117H106L105 118ZM31 122H34V124H32ZM86 123H87V125H86ZM61 124H62V127H61ZM71 124H73V125H71ZM76 124H78V123H76ZM76 124H75V126H77L76 128L78 129L79 124L78 125H76ZM95 125H96L97 128H94ZM63 126H64V128H63ZM10 127H11V129H10ZM26 127H27V129H26ZM41 127H42V129H41ZM90 128H91L92 131L90 130ZM7 130H9V131H7ZM263 130H264V128L262 129V131H259L258 133H262L263 134L264 133ZM132 132H135V133H133L135 135H133ZM25 134H27V135H25ZM19 135H21V136H19ZM34 136H36L37 138L39 137V138L37 139ZM89 136H90V139H89ZM22 137L25 139L24 140L25 142L27 141V142H30V143L33 140H34L33 142H36L35 140H38L36 142L37 145L36 146L33 145V146H35V148L40 145L38 147L39 149H37V148L35 149L36 150L35 151V154L36 155L33 154L30 150H29L30 152L29 151H28V153L26 152V155H29L31 158H27L29 156H27V157L24 156L25 154L23 153V150L20 149L21 148L20 145H22V143H24L23 145H25V142L23 141V138ZM77 137H78V135H77ZM132 137H133V139H132ZM32 138H34V139H32ZM251 138H253V137H251ZM31 139H32V141H31ZM76 139H78V138H76ZM131 139L133 141H131ZM253 140L252 139L251 140L249 139L248 142L251 141V144H254L253 146H256L258 141H256L255 138H253ZM141 143H143V144H141ZM48 144H50V145L53 144V146L51 145L52 146L51 147ZM125 144H127L128 147ZM151 144H154V145H151ZM214 144H215L214 142L211 143V145H214ZM23 145H22V147H23ZM18 146H20V148ZM54 146L56 147V149L58 147V149L57 150H52V149H55ZM16 148H17V150H15ZM59 148H61V149H59ZM49 149L51 151H53V152H51ZM123 149H124V151H123ZM80 150L81 151L83 150V151L81 152ZM119 150H120V152H119ZM164 150H166V149H164ZM40 154L42 155V157H41ZM93 155H95V156H93ZM74 156H76V157H74ZM254 156H256V158L258 157L257 158L258 161H256V158ZM47 157H48V159H47ZM9 158H11V159H9ZM75 158H76V160H78V159L81 160L82 159V162L83 163L80 161V163H81L80 164L79 161L78 162L76 161V164H75L74 163L75 162V160H74ZM139 158H140V161H139ZM146 158L148 160L150 158L149 162H147V159ZM25 159H28V162H26L27 160H25ZM35 159H37V160H35ZM89 159H90V161H89ZM96 159L97 160L99 159V160L97 161ZM141 159H143L142 161L145 160L144 161L145 163L144 162H141ZM72 160H74V161H72ZM180 160H181V162H179ZM260 160H261V163L259 162ZM32 161H34V162H32ZM96 161H97V163H96ZM161 161H163V162H161ZM166 161H168V162H166ZM171 161L173 163H171ZM86 162H87V164H86ZM90 162L92 163V166H91V163ZM190 162H191V164L193 163L194 165L192 164L193 165L192 166L191 164H189ZM249 162H250V164H249ZM26 163L27 164H30V166H28L30 170L27 169V171H26V170H23L22 169V166L23 165H24L23 168L25 166H27ZM46 163H47V165H45ZM77 163H78V165H77ZM128 163L130 164V166H129ZM168 163H169V165H168ZM171 164H172V167L170 166ZM183 164H185V165H183ZM257 164H259V165L261 164L263 168H261V165L259 166ZM67 165H69V166H67ZM83 165L85 167H83ZM107 165H108L109 168L107 167ZM110 165L112 167H110ZM173 165H174V167H173ZM79 166L80 167L82 166V167L80 168ZM114 166L115 167L117 166L115 168V170H114ZM94 167H96V168H94ZM143 167H145V169ZM243 167L246 170L244 169V171H243ZM246 167L249 168L250 170H248ZM256 167L257 168L259 167L260 170H259V168L256 169ZM253 168H254V170H252ZM176 169H178V171H176ZM228 169H229V171H228ZM203 171H206V172H203ZM208 171H209V173H211V175H214V174L216 175V174L222 173V174H225L227 176L230 173H233L234 174L235 180L232 182L233 184L231 183L230 185H228V187H230V188H227L226 192H224L226 194L220 192L222 190L221 188L224 187L223 186V183L222 184L221 183L218 184V183L215 182V180H214V182H215L214 185L216 186L217 189L215 191H213V192L212 191L210 192V190H207L206 188H204V186L200 188L201 189V192H200L199 191L200 189L198 190L199 186H197L198 187L197 188V187H195V185H193V183H194L193 182V179L194 178H192V175H193V177H195V174H196V177L195 178H198L199 177L198 179H203V181H207L208 178L209 179L210 178L214 179L215 175L212 176V177L209 176L208 175L209 174ZM136 172H137V174H136ZM171 172H172V174H171ZM174 172L175 173L177 172L176 175L179 176L178 178L180 179V180H178V178L175 176L176 177L175 180H177L180 184L183 183L179 187V190H180V188L183 186L181 188V190H180L181 192L179 191V194H177V195L175 194V196H174L175 198L173 197L174 194H171L172 195L171 196L169 193H166L167 191L166 192H161L162 194H160L159 193V190L162 191L161 190V187L163 186V184L165 185V183H164L165 180H163V179L165 177L168 178L169 176L170 177H174V175H175ZM37 173H39L40 176H42V175H44V176L46 175V176L45 177L42 176V177H44V179H42V177L41 178H37L36 177L37 176ZM42 173H44V174H42ZM32 175H35V176L32 177ZM202 175L204 176V178H203ZM132 176H133V178H132ZM163 176H164V178H163ZM237 176H239L240 180H239V178ZM28 177H29V180H28ZM141 177H142V179H141ZM170 177L167 179V181L169 180V182L171 183V181L173 180V178H170ZM182 178L184 179V181H183ZM39 179H41L42 181L39 180ZM116 179L117 180H121L122 183L124 184L123 186L126 185L125 186L126 188L125 187L123 188V190H124L125 193L122 190V192H121L122 195H120L121 193H119V190H117L116 186L115 187L113 186L114 183L116 184ZM27 180L29 181L28 183H27ZM31 180H33V181H31ZM37 180H39V182ZM126 180H127V182H126ZM146 180H148V179H146ZM142 181H143V183H142ZM22 182H24V183H22ZM239 183L242 184V185H240ZM145 184H147L146 181H145ZM221 185H222V187H221ZM92 186H94V187H92ZM165 186H170V185L167 182ZM31 187H33V188L36 189V193H33ZM37 187H38V189H37ZM159 187H160V189H159ZM14 188H17V189H14ZM240 188L246 190L247 192L245 191V193L247 195L249 194V196L252 195L253 198L255 197L254 198V204L251 201L250 202L249 201L248 202L245 201L244 203L243 202L241 203L240 200H238V198H237L238 195L237 194L240 192ZM130 189H131L132 192H130ZM149 189H151V190H149ZM196 189L200 193L199 192L197 193V190ZM204 189H206V190H204ZM62 190H64V191H62ZM191 190H193V192H191ZM202 190H204V191L202 192ZM237 190H239V191H237ZM38 192H40V193H38ZM214 192L216 193L215 195H214ZM3 193H5V194H3ZM37 193L39 194V197L40 198H38ZM134 193H136V192H134ZM11 194H13V195H11ZM138 194L140 196V193H138ZM156 194H158V195H156ZM181 194L184 195V196H182ZM193 194H194L195 197L193 196ZM198 194H199V196H198ZM103 195H102V197H105V195L104 196ZM30 196L33 197V198H31ZM122 196L125 197V198H123ZM192 196H193V198H191ZM34 197H36V198H34ZM121 198H122V200H121ZM179 198H181V199H179ZM17 199H19V200H17ZM35 199H36V201H35ZM174 199L175 200L177 199V200L175 201ZM256 200H258L257 201V204L255 202ZM174 201L177 204L174 203ZM259 201L261 202V204H258ZM170 203H171V205H170ZM7 205H9V206H7ZM18 205H19V207H18ZM20 205H22V206H20ZM243 205H244L245 208L243 207ZM23 206L25 208H23ZM207 206L209 208H211V209L212 208H216V209H220V210H224V211H226V209L228 207H230L231 209H230V212H229V216H228V212L227 213L225 212L226 213L225 214V213H223L224 211H220L219 212V215H216V214L213 215V214H210V213H206L207 210H208L207 209ZM258 206L259 207L262 206V207L259 208ZM139 209H141V208H139ZM255 209L256 210L259 209L258 211H261V212H258L257 211V213H256L255 212ZM73 210H74V213H73ZM167 210H169V211L170 210H173V211H170V212L171 213L174 212V213L170 214V212H169V217H168V211ZM183 211H184V213H182ZM244 211H245V213H244ZM253 211H254V213H253ZM220 213H222L223 215L220 214ZM171 215L172 216L174 215L175 217L173 218ZM240 215H242V216H240ZM165 216H167L168 218L165 217ZM248 216H249V219H247ZM170 217L172 218L171 221H170ZM186 217H187V219H186ZM253 217H252V220L254 219ZM184 219L186 221H188V220L189 221L186 222ZM224 219H225V221L226 220L227 221L229 220L228 222H230V223H228V222L226 223L224 221ZM230 220H232L233 222L230 221ZM240 220H241V222H240ZM223 221H224V223H223ZM219 223H221V224L219 225ZM102 224L107 226L109 224V221L106 220V219H104L103 222H102ZM221 226L223 227V229H222ZM194 229L196 230V232H195ZM222 230H224V231H222ZM250 230L252 231V233H254L253 235H255L256 232H257V229L254 227V225L251 226V229ZM221 232L224 235H222ZM199 233H200V235H199ZM203 234H205V235L203 236ZM248 234L249 233H247L246 235L240 236V241L245 236H246V240L247 241L254 240V239H250V235H248ZM191 235H192V233H191ZM188 236H186V237H188ZM191 238H190V236L187 238L189 243L190 242L191 243L194 242V240L193 241H190ZM224 239H221L222 241L220 243V246H222V248L225 247V245H226V247L229 246L228 248L225 247L227 250H224V248L222 249L221 255H224V257H226L227 260L229 261L228 263H224V264H237V263L238 264H240V263H242V264H250L245 259V257L240 253L242 251H245L242 248H241L242 251H239L240 250L239 249L240 247L238 245H240V244L237 245L236 243L232 242L233 240H231V238H229L228 236L226 238L227 241H226V239L225 240ZM231 242L233 243V245H232ZM225 243H227V244H225ZM228 243H230L232 246H230V244H228ZM164 244H166V243H164ZM143 245L145 246V244H143ZM158 245L161 246L160 243H158ZM167 246H168V248H170L169 245H167ZM164 247L165 246H163V248ZM26 248H27V250H25ZM212 248H213V246L211 247V249ZM231 248H233V249H231ZM234 249L236 251L238 250L239 252L237 251V253H236V251ZM20 250L22 252H24V250H25V253H22ZM65 250L67 252V250L69 251L70 249H65ZM211 251H210V254L213 253L212 256L213 255L216 256V257L217 256H220V254L218 252H213V251H215V249H213ZM217 254H219V255H217ZM235 254H236V256H235ZM209 257H210V255H209ZM125 258H124L125 261L129 259L128 256H126ZM240 259L243 260L244 263L242 261H240ZM146 260H148V258H145V260L142 263L143 264H148L149 262L146 261ZM207 262H208V259L204 261V264L207 263ZM202 264H203V261H202ZM221 264H223V263H221Z\"/></svg>",
    "mask_w": 264,
    "mask_h": 264
}]
</instances>
